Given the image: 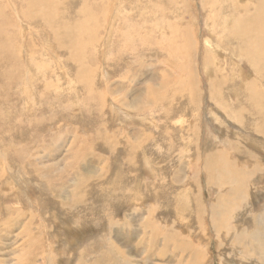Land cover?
<instances>
[{"label": "rangeland", "instance_id": "rangeland-1", "mask_svg": "<svg viewBox=\"0 0 264 264\" xmlns=\"http://www.w3.org/2000/svg\"><path fill=\"white\" fill-rule=\"evenodd\" d=\"M66 1L61 0L59 7L63 9L64 6L65 9ZM108 1L110 5L114 2H120V5L116 4L117 7L114 3L108 15V20H111L109 23L113 24L114 34L109 35L108 24L101 23L99 34L103 37V39L100 37L102 41L92 44L88 41L86 34L76 31L74 22L79 19L77 18L79 14L69 18L71 22L74 21L71 36L73 55L83 50L80 58L75 57L76 59L72 60L68 50L57 49L54 45L50 34L53 30L48 28L49 24H42V30L39 32L43 40L41 43L38 39L39 34L36 33L41 25L32 20L18 22L21 12L19 11L18 16L10 0H0L2 16L5 18L9 16L12 21L11 28L18 32L17 35H12L13 38L10 41L14 47V54H9V61L0 63V264H101L103 259L105 261L107 258V253L118 259L110 260L108 264L122 263L120 252L123 250L127 254L129 264H149L151 262L149 259L143 261L144 251L141 248L145 245L144 241L143 244L141 242L137 244L144 240L145 236L138 234L133 242L131 241L132 245L127 244L125 240L130 239L129 236H131V230L126 226L128 220L134 219L130 224L131 229H134L148 218L152 223L160 221L164 225L162 227L164 236L161 238L162 241L158 242V248L160 245L161 251L167 249L166 257L162 251L163 257L160 259L164 264H167L170 259V251L171 253L176 251V254L169 264H176L182 260L192 264L198 259H200V264H221L222 259H229V264H264V260L261 263L256 261L251 253V245L249 247L244 244L245 240L236 239L237 232L243 230L251 232L253 228L252 224H247L245 220L236 219V209L241 206L239 211L243 213L246 210L247 214L253 217L256 209L263 213L264 208V135L253 133L259 127L260 131L263 130L264 97L255 98V102L253 99H245V96L249 95L246 85L250 77L254 76V71L246 61L239 60L236 43L227 39L232 28L227 19L231 17L233 20V17L227 14L226 9L227 6H231L232 10L229 12L231 14L235 12L233 11L235 10L233 0H182L183 3L165 0L168 8L174 9V3L178 6L176 11L180 13V16L183 11L182 16H184L186 25L184 27L185 30L188 29L186 31L189 35L184 45L194 43L196 46L189 65L194 69L193 74H198L194 79L185 77L184 84L178 86L185 95L179 94L180 97L176 96L175 99H177L173 100L175 111L164 100V104L158 107L159 111H156V115L153 114L149 121L142 117H132L131 121L136 124H130L129 129L132 126L142 129L140 142H137L138 146H141L145 137H149L147 153L130 156L125 145L127 137H124L121 131H118L121 135L115 140L119 141L118 146L122 148H118L112 140L105 142L106 148L121 150L127 155L120 157H113L109 154L110 152H103L98 140L87 138V136L92 137L94 131L98 134L103 128L111 131L127 127L128 124L121 120L125 119V114H131L132 109L124 110V114L120 111V115L123 116L121 120L114 121L109 118L115 110L112 109L114 103L112 96L124 98L125 101L121 100L122 102L130 106L134 105L140 97H145L142 96L141 89H145V82H148L146 80L151 75L153 66L151 61L157 66L162 63L158 61V58L152 57L153 55H146V52L153 48L148 42L138 45L130 37L124 38V41L120 40V29L126 17H133L127 21L128 26L135 25V22H142L145 17L148 18L145 16L148 14V8L143 10L140 3L142 0H135L137 4H132L131 1L134 0ZM249 1L241 0L244 4H248ZM181 6H184V10ZM92 8V12L96 13L97 7H95L96 11H93L94 7ZM211 8L219 11L216 12L217 18L209 13L208 10ZM237 14L235 16H238ZM222 20L225 21L222 23ZM61 21L59 17H56L52 23L54 28H57L58 24L63 23L64 25V22L60 23ZM85 21L84 25L87 26L89 22ZM32 22L33 25L35 24L34 29ZM67 22L69 24L68 20ZM102 22H105V19H102ZM215 22L219 25L217 30ZM60 28L62 33H65L63 32L65 29ZM160 29L166 33L168 31L164 25L160 26ZM12 32V30L9 31L10 34ZM215 33L224 34L221 37L222 40L216 38ZM142 35L146 36V40L151 37V33L147 31H143ZM80 36L84 38L83 43ZM206 40L209 41L206 42ZM215 42L221 45L222 49ZM207 44L210 49L207 48ZM52 46L54 48L50 50ZM157 46L161 47L160 44ZM229 47L232 50L237 49L231 50L234 58L230 51L227 52ZM75 48L78 49L75 50ZM177 49L175 44L174 51L176 52ZM52 51L58 53L61 62L57 61ZM132 51L133 53L142 52L144 57L134 59L131 56ZM112 52H117V56H114ZM118 52L122 55V62L119 65L117 63V60L120 61ZM207 55L212 56V62L217 64L218 68L213 70L207 68L209 66L207 62L210 61ZM166 56L165 52L159 60ZM112 59H114L113 62H111ZM231 61L233 65L241 67L239 70H242V76H239L238 72L231 71ZM166 63V66L162 65L157 71H168L167 66L169 65L174 71L164 76V82H172V80L174 83L177 82L179 69L170 60ZM86 66H91L90 70H82ZM6 74L10 76L7 83L4 82ZM210 76H215L216 80L223 76L222 79L226 80L227 88L224 92L228 97L227 106L234 107L237 116L230 115L229 108L224 103L225 106L220 104L221 99H216L211 95L209 87L212 86L213 79L209 78ZM9 80L13 83L10 88L7 87ZM118 80L126 85L131 83L132 86L127 85V90L123 92L113 93L112 90L113 94L105 93L106 86L112 89L110 83ZM159 81H161L160 78ZM259 84L262 89V83ZM187 86L190 88L187 89ZM119 89L118 87V91ZM172 90L173 88L166 93ZM54 99L58 101L54 102ZM185 99L187 101L181 106L179 103ZM8 101L12 103L8 105ZM236 102H239V107L234 106ZM255 104L261 105L255 106ZM166 109H169L170 113L167 111V115H164L162 111ZM62 115L68 117L59 119ZM37 117L43 118L42 120L40 118V121ZM178 119L182 120L184 127L176 122ZM99 120L101 122H98ZM193 128L196 129V134L193 133ZM167 130L171 133V137L166 135ZM228 130L231 132L228 137L231 141H227L230 146L229 144L226 146V143H222L218 137L221 135L222 138H226ZM213 132L217 135H212ZM125 134L132 135L130 130H126ZM213 146L214 148L217 146L215 150L211 149ZM216 151L219 152V156ZM230 151L233 153L230 154ZM208 159L211 161H208L210 166L217 161L219 167L214 171L216 174L221 172V169L224 172L225 167L229 166V170L228 167L226 168V179H223V175L220 174L222 179H217L215 176L207 181L203 164ZM82 161L86 163L87 169L78 164ZM247 164L248 169L245 167ZM252 166L261 171H257V168H251L253 171L249 170ZM250 171L256 176H252ZM238 173L246 175L243 176L244 180ZM249 176L255 177L256 180ZM238 178L240 181L237 180ZM230 180L232 183H229ZM146 181L150 183L146 185ZM242 181H245L244 184ZM237 187L239 191L236 190ZM62 188L65 191H59ZM242 188L245 192L242 202H233L232 195L222 196L223 191L240 194L238 192ZM195 194L205 205L202 212H196L199 202ZM250 197H252L251 200ZM212 205L214 212L218 211L216 212L218 213L217 222L221 228L218 230L210 229ZM105 215H109V218L106 219ZM172 226L175 229H172ZM234 226L239 231L232 233L229 228ZM171 229L174 231L186 229L189 233L201 235L204 241L199 245L200 253L186 252L183 244L177 243L178 239L175 235L165 231H172ZM148 233L147 235H151L152 238L155 237L153 228ZM192 238L193 235L188 236V240ZM233 238L236 240L233 245H236L231 244L233 246V251H231L230 242ZM238 243L248 246L246 259L243 261H238L235 256L228 257L230 254L238 253L240 256ZM136 245H140L139 250L134 247ZM260 248L264 253V243ZM201 254H205L206 257L201 259Z\"/></svg>", "mask_w": 264, "mask_h": 264}, {"label": "bare ground", "instance_id": "bare-ground-1", "mask_svg": "<svg viewBox=\"0 0 264 264\" xmlns=\"http://www.w3.org/2000/svg\"><path fill=\"white\" fill-rule=\"evenodd\" d=\"M13 5L15 6L16 8V13L17 15L19 16V11L21 12V16L20 18L18 19V22H20L21 20H32V21H35L38 24V26H40V30H38V32H36L37 34H39V32L42 30V24H49L48 28L50 30H53V31H50V34L52 35V38L54 40V45L57 46V49H63L64 51L68 50L70 52V59H76L75 57L77 58H80V55L83 53V50H80L78 51V54H76L75 56L73 55V49H72V42H71V36L73 35V31H72V25H73V22H71L69 20V18H71L72 15H76V14H79L77 16V19L75 22H74V28L76 29V31L78 33H82V34H86L87 38H88V41H90V43L94 44V43H97L98 41L101 40V38L103 39V37L100 36V27H101V23H103L104 25L108 24V31H109V35H111V33H113V24L112 23H109L110 21L108 20V15L110 13V8L112 7V5L115 3H111V5L109 4V1L108 0H68V2L66 1L65 2V9H64V6H63V9L59 7V4L61 2V0H10ZM118 1V0H117ZM116 1V2H117ZM168 2V0H166ZM165 0H142L140 3L143 7V10L147 9L148 8V14L145 15V16H148V18L145 17V19H143L142 22L138 23V22H135V25H129L128 26V20L130 21L129 18L131 17H126L125 19V22L123 24V27L120 29V40L124 41V38L127 39L128 37H130L132 40H135L137 42V44H141V43H145L148 42L149 46L152 48L151 51L148 50L146 52V55L148 54H151L153 55L152 57H155L158 58V61H160V63H162L160 66L156 65L154 62L151 61V63L153 64L152 66V70H151V75L150 77L148 78V82H145V89H141V94L142 96H145L143 98H139L136 103L132 106H130L129 104H126L124 102H122L121 100L125 101L124 98L121 99V98H117L115 96H112L113 98V105H112V109L114 110V113H111L112 116H110L109 118H112L114 121H117V120H121V118L123 116L120 115V111L124 114V110H128V109H132L130 110L131 114H125V119L124 120H121V121H125L127 127H123V128H117V129H113L111 131H108L107 129H104L103 130H99L98 134H95V131L92 133L93 136L92 137H89L87 136V138H95L97 139L98 143H99V146L101 147V150L104 152H110L109 154H111V156L113 157H120V156H127L125 152L121 151V150H117V149H114V148H106V145H105V142L107 140H112L114 141L117 146L119 145V141H116L115 138L120 136L121 133L118 132V131H121L123 134H124V137H127V140L125 139V145L126 147L128 148V153L130 156H138L140 154H144L146 152V149H147V146L149 145V143L147 142L149 137H145L141 146L139 147L137 142H140V132H141V128L140 127H134L132 126L131 129H129V126L130 124L132 125V123L136 124L134 121H131L132 120V117H142L144 120H147L149 121L151 119V117H153V114L156 113V111L158 112L159 111V106L164 104V100L167 102V104L172 108H173V100L175 99V97L179 96V94L181 95H185L184 92L179 89L178 86L180 85H183L184 84V79L185 77L189 78V79H194L197 77V74H193L194 73V69L191 68V66L189 65L190 62H192V53L195 49V44L194 43H191L190 45H184L185 44V40L187 42L188 38H189V35H187V31L188 29L185 30V22H184V16H182V13H181V16H180V13H177L176 9H177V5L175 3H178V2H181L183 3L182 0H171L174 3V9L172 8H168L165 3H166ZM203 1V0H202ZM224 1V0H223ZM132 4H137L136 1H131ZM205 2V1H204ZM244 2V1H243ZM11 3V5H12ZM120 2L118 3H115V5L119 4ZM128 2H126L127 4ZM199 3V2H198ZM238 5H237V4ZM241 3V4H240ZM12 5V6H13ZM95 5V6H94ZM116 5V6H117ZM120 5V4H119ZM118 5V6H119ZM139 5V4H138ZM179 5V4H178ZM183 5V4H182ZM228 5V4H227ZM226 5V6H227ZM230 5V4H229ZM62 6V4H61ZM117 6V7H118ZM123 6V5H122ZM126 6V5H124ZM135 6V5H134ZM148 6V7H147ZM165 6V8L163 7ZM92 7H94V10L93 11H96L95 7H97V11L96 13H93L92 12ZM101 7V8H100ZM130 7V6H128ZM131 7H133L131 5ZM233 7L235 8V11L233 14H231V11L232 7L231 6H227V9H226V12L228 15L232 16L233 17V20H231V17H229V19H227V22L229 23L230 21V26H232L231 30L229 31L230 33L228 34V38L227 39H230L231 41L235 42L236 45H237V49L238 51L236 52L238 55H239V60L240 61H246L247 64L249 66H251L253 68V75L254 76H251L249 79L250 81L247 83L246 85V89H249L248 90V93L249 95H246L245 96V99H254L255 98H260V97H264V92H263V89H264V0H250L249 3L247 4H244L241 2V0H233ZM126 8V7H125ZM124 8V9H125ZM181 8L184 10V6H181ZM226 8V7H225ZM128 9V8H127ZM126 9V10H127ZM132 9V8H131ZM136 9V8H135ZM142 9V8H141ZM186 9V8H185ZM221 9V8H220ZM241 9V10H239ZM114 10V9H113ZM122 10V9H121ZM206 10V9H205ZM223 10V9H222ZM140 11V10H139ZM209 13H212L214 14L213 16L215 18H217V13L219 11L211 8L208 10ZM114 12V11H113ZM136 12V10H135ZM186 12V11H185ZM217 12V13H216ZM129 13V12H128ZM144 13V12H143ZM221 13V12H220ZM237 13H243L242 15L240 14H237ZM124 14V13H123ZM141 14V13H140ZM221 14H224V13H221ZM238 15V16H235V15ZM111 15V14H110ZM125 15V14H124ZM138 15V14H137ZM116 16V15H115ZM128 16V14H127ZM142 16V15H141ZM220 16V15H219ZM3 17V18H2ZM56 17H59L62 21L64 22V25L63 23L62 24H58L57 25V28H54V26L52 25V23H54L55 21V18ZM136 17V16H135ZM25 18V19H24ZM74 18V17H73ZM88 19L85 21V19ZM144 18V16H143ZM211 18V17H210ZM67 19L69 21V24L67 22ZM102 19H105V22H102ZM111 19V18H110ZM133 19V17H132ZM214 19V18H213ZM220 19V18H219ZM74 20V19H73ZM118 20V19H117ZM138 20V19H137ZM175 21L174 23H172L171 21ZM84 21L85 22H89V24L87 26L84 25ZM210 21V20H209ZM215 21V20H214ZM225 20H222V23L224 22ZM108 22V23H107ZM121 22V21H120ZM226 22V23H227ZM30 23V21L28 22ZM116 23V22H115ZM152 23V24H150ZM216 23V22H215ZM119 24V23H118ZM130 24V23H129ZM225 24V23H224ZM35 25V24H34ZM33 25V22H32V28L34 29V26ZM55 25V24H54ZM120 25V24H119ZM164 25V27L167 29L168 28V31L167 33L163 30L160 29V26ZM212 25V24H211ZM12 26V21H10V17L8 16V18L2 16V12L0 11V63L3 64L2 62L4 61H9L10 59V56L9 54H14V47L11 45L10 41L11 39L13 38L12 35H15L16 33L18 34V32H16L13 28H11ZM30 26V24H29ZM37 26V25H36ZM46 26V25H45ZM56 26V25H55ZM216 30H217V27L219 25H217L216 23ZM229 26V27H230ZM24 27V26H23ZM62 27L63 29H65V33H62V30L61 28ZM111 27V28H110ZM207 27V26H206ZM223 27V26H222ZM208 28V27H207ZM225 28V27H224ZM12 30L13 32L10 34L9 31ZM16 29V28H15ZM37 29V28H36ZM107 31V30H106ZM107 31V32H108ZM143 31H147L148 33H151V37H149L147 40H146V36L143 37L142 35V32ZM34 32V33H35ZM33 33V34H34ZM102 33V32H101ZM224 33V32H223ZM16 34V35H17ZM24 34V33H23ZM107 34V33H106ZM114 34V33H113ZM212 34V33H211ZM216 35V38L218 39H221V37H223L224 34H217L215 33ZM3 36L5 37V39L3 40ZM36 36V35H35ZM38 36V35H37ZM103 36V35H102ZM106 36V35H105ZM39 37L38 38L41 43L43 42L42 37L41 35L39 34ZM81 37V36H80ZM101 37V38H100ZM193 37V36H192ZM16 38V36L14 37ZM210 38V37H209ZM82 43L84 42V38H82ZM110 39V38H109ZM213 39V38H212ZM194 40V39H193ZM102 41V40H101ZM106 41V40H105ZM209 41V40H208ZM206 40V42H208ZM212 41V40H211ZM215 41V40H214ZM218 41V40H217ZM230 41V42H231ZM74 42V41H73ZM171 42V44H170ZM229 42V40H228ZM23 43V42H22ZM101 43V42H100ZM108 43V42H107ZM121 43V42H120ZM124 43V42H123ZM122 43V44H123ZM217 43V42H215ZM17 44V43H16ZM121 44V45H122ZM158 44H160L161 47L157 46ZM168 44V45H167ZM175 44L177 45L178 49L177 51L175 52L174 51V46ZM188 44V43H187ZM218 44V43H217ZM228 44V43H227ZM232 44V43H231ZM219 45V44H218ZM17 46V45H16ZM109 46V45H108ZM133 45H131L132 47ZM143 46V45H142ZM221 45H219L220 47ZM106 47V46H105ZM156 47V48H155ZM50 48V47H49ZM54 47L52 46V48H50V50H52ZM182 48V49H181ZM207 48L210 49L209 47V44H207ZM221 48V47H220ZM78 49V48H75V50ZM104 49V48H103ZM107 49V48H106ZM145 49V48H144ZM222 49V48H221ZM235 48H232L229 47V49L227 50V52L230 51V54H231V50L234 51V50H237ZM216 50V49H214ZM220 50V49H219ZM116 51V50H115ZM207 51V50H206ZM166 52V57H163L161 60H159L160 56L163 55L164 53ZM189 52H191V54H189ZM217 52V51H216ZM219 52V51H218ZM225 52V51H224ZM52 53L55 54V58L57 59L58 62H61V57L58 55V53L56 51H52ZM188 53V54H187ZM235 53V54H236ZM16 54V53H15ZM31 54V53H30ZM34 54V53H33ZM112 54L114 56H117V52H112ZM118 54H120V61L117 60V63L118 65L122 62V55H121V52H118ZM211 54V53H210ZM209 54V55H210ZM216 55V53H214ZM73 55V56H72ZM207 55V57H210V61L207 62V64L209 66H207V68H211V70L215 69L218 65L215 64L214 62H212V59L211 57L212 56H209ZM232 55V58H234V55L233 53L231 54ZM105 56V55H104ZM107 56V55H106ZM105 56V57H106ZM111 56V55H110ZM134 59H141L143 58L144 56L142 55V52H135L133 53L132 51V55ZM112 57V56H111ZM220 57V56H218ZM222 57V56H221ZM226 57V56H225ZM114 59L111 60V62H113ZM172 61L175 66L179 69V75L176 77L177 78V82H172L171 81H167L165 79V81L167 82H164V76H166V74H170L171 72L174 71V69L172 67H169V65L167 66L168 67V71H165L163 72L160 71L158 72V70H160L159 68L163 65L166 66L165 64H167L166 62L167 61ZM218 60V58H217ZM70 61V60H69ZM78 61V60H77ZM110 61V60H109ZM154 61V60H153ZM226 62V61H225ZM228 62V61H227ZM232 62V63H231ZM230 65H231V71L232 72H238V75L239 76H242V73L241 72L242 70H239V66H236V65H233V61H231ZM19 63V62H18ZM150 63V64H151ZM229 63V62H228ZM151 64V65H152ZM235 64H238L237 62H235ZM39 65V64H38ZM62 66L64 67V64H62ZM111 66V65H110ZM227 66V65H225ZM43 67V66H42ZM202 67V66H201ZM205 67V66H204ZM91 66H86L85 68H82V70L87 69L90 70ZM119 68V67H118ZM128 68V67H127ZM188 68V69H186ZM218 68V67H217ZM222 68V67H220ZM120 69H122V67H120ZM208 69V71H209ZM201 70V69H200ZM206 70V69H205ZM229 70V68H228ZM9 71V70H8ZM108 71V70H107ZM124 71L125 68H124ZM123 71V72H124ZM111 72V70H110ZM114 72V71H112ZM117 72V70H116ZM203 71L201 70V73ZM228 72V71H227ZM115 73V72H114ZM207 73V72H206ZM3 74V73H2ZM83 74V73H82ZM210 75V74H209ZM30 76V75H29ZM205 76V75H204ZM216 76V75H215ZM215 76H210L209 78H212V86L209 87L210 89V93L212 96L216 97V99H221L222 102H220V104H225L226 106L228 105L227 102H226V99L228 98L226 96V92L225 89L227 88V85H225V81L222 79H218L216 80L215 79ZM219 76V75H218ZM9 74H6L4 76V82L7 83L8 82V79H9ZM108 77V76H107ZM12 78V77H11ZM109 78V77H108ZM112 78V77H111ZM159 78L161 79V81H159ZM127 80V79H126ZM125 80V81H126ZM175 80V79H174ZM230 80V79H228ZM10 83L7 84V87H11L13 85L12 81L9 80ZM34 80H32L33 82ZM129 81V80H128ZM38 82V81H37ZM132 82V81H131ZM48 83V82H47ZM83 83V82H82ZM130 83V82H129ZM214 83V84H213ZM228 83V82H227ZM259 83H262V89L260 88V84ZM84 84V83H83ZM128 85V83H127ZM127 85L126 83H121V81H115L113 82L112 81V84L110 83V86L112 87V89H109V86H106V90L105 93H111L113 94L114 92H123L125 90H127ZM130 85L132 86V84L130 83ZM130 85H128L130 87ZM134 86V85H133ZM244 86V85H242ZM241 86V87H242ZM31 87V86H30ZM38 87V86H37ZM118 87L120 88L118 91ZM173 90L169 93H166L168 90L170 91V89ZM190 86H187V89H189ZM232 88V87H231ZM113 90V93L111 92ZM244 91V90H242ZM246 92V91H245ZM104 93V94H105ZM263 94V95H262ZM35 96V95H34ZM33 96V98H35ZM91 96L92 98L93 97V93L91 92ZM180 97V96H179ZM102 98V97H100ZM106 99V98H105ZM177 99V98H176ZM175 99V100H176ZM179 100V99H178ZM58 100L54 99V102H56ZM100 101V99L98 98V102ZM105 101V100H104ZM187 100H181V102L179 103L181 106L186 102ZM189 102V101H188ZM218 102V101H217ZM255 102V101H254ZM12 103V101H8V105H10ZM239 102H236L234 103V106L235 107H239ZM251 103H252V100H251ZM102 104V103H101ZM105 104V103H104ZM177 104V103H176ZM222 105V106H225V105ZM66 105V104H65ZM100 105V104H99ZM179 105V106H180ZM261 104H255V106H260ZM101 106V105H100ZM106 106V105H105ZM215 106V105H214ZM212 107V106H211ZM210 107V109H211ZM228 107V106H227ZM106 108V107H105ZM135 108V109H134ZM213 108V107H212ZM229 108V107H228ZM227 108V109H228ZM101 109V108H100ZM99 109V110H100ZM174 109V108H173ZM172 109V110H173ZM217 109V108H216ZM13 110V109H12ZM69 110V109H68ZM169 110V109H168ZM167 109L162 111L163 114L165 115L166 112L168 111ZM161 111V110H160ZM175 111V109H174ZM211 111V110H210ZM230 111V112H229ZM229 111L228 113L230 115H232L234 117V115L237 116V112L235 110V108H229ZM100 112V111H99ZM212 112V111H211ZM235 112V114H234ZM240 112V111H239ZM258 112H261V111H258ZM10 113H12L10 111ZM168 113H170V111H168ZM213 113V112H212ZM173 114V113H172ZM260 114V113H259ZM258 116H262V115H259ZM156 115V114H155ZM167 115V114H166ZM55 116V115H54ZM171 116V115H170ZM61 118H67L68 116H59ZM73 117V116H71ZM70 117V118H71ZM114 117V118H113ZM31 118V117H30ZM42 120L43 117H37L38 120ZM46 118V117H44ZM102 118H105V117H102ZM160 118V116H159ZM162 118H164L162 116ZM169 118V117H168ZM214 118V117H213ZM242 118V117H241ZM32 119V118H31ZM54 120L56 118H53ZM217 119V118H216ZM40 120V121H41ZM86 120V119H85ZM164 120V119H163ZM241 120V119H240ZM244 119H242L243 121ZM39 121V122H40ZM105 121V120H104ZM219 123H222L220 122V120H218ZM98 122H101V120H99ZM103 122V121H102ZM178 124H182L183 125V122L181 119H178L176 121ZM245 122V120H244ZM42 123V122H41ZM50 123V122H48ZM47 123V124H48ZM106 122H104L105 124ZM124 123V122H122ZM260 123V122H259ZM133 124V125H134ZM163 124V123H162ZM223 124V123H222ZM107 125V124H106ZM125 125V124H124ZM123 125V126H124ZM166 125V124H165ZM224 125V124H223ZM244 125V124H243ZM83 126V125H82ZM163 126V125H162ZM162 126H161V129H162ZM226 127H228L227 125H225ZM255 126H257V123H255ZM84 127V126H83ZM103 127V126H102ZM184 127V125H183ZM190 127V126H189ZM196 127V126H194ZM200 127V126H199ZM198 127V128H199ZM224 127V126H223ZM258 127V126H257ZM101 128V127H100ZM263 130L260 131V127L257 129V130H254L253 133L255 135H259L261 133H263L262 135H264V126L262 127ZM165 129V128H164ZM167 129V128H166ZM184 129V128H183ZM229 129V128H228ZM256 129V128H255ZM126 130H130V132L132 133V135L128 136L127 134H125ZM163 130V129H162ZM198 130V129H197ZM200 130V129H199ZM227 130V129H226ZM171 131V130H170ZM192 131V130H191ZM33 134H34V131H32ZM245 132V131H244ZM166 133V132H165ZM193 133L196 134V129L193 128ZM192 133V134H193ZM230 131L228 130V133H227V137L226 138H222V136H218L219 139H221V142L223 143H226V146L227 144V141H231L230 139H228V137L230 136ZM170 132H168L167 130V133L166 135L167 136H170ZM214 134V132L212 133V135ZM215 136L217 134H214ZM192 136V135H191ZM171 137V136H170ZM260 137V136H259ZM262 137V136H261ZM122 138V137H120ZM134 138V139H132ZM216 138V137H215ZM264 139V138H263ZM165 140V139H164ZM218 140V139H217ZM240 140V139H239ZM167 141V140H166ZM212 142V141H211ZM163 143V142H162ZM163 144H166L165 142ZM192 144V143H191ZM190 145V144H189ZM188 145V146H189ZM200 145V144H199ZM95 146V145H94ZM230 146V144H229ZM217 146H215L216 148ZM232 147V146H231ZM118 148H122V147H119ZM214 146L211 148V149H214ZM247 148H245L246 150ZM213 150V151H214ZM218 150V149H217ZM221 151V149H219ZM230 150H234L233 148ZM203 151V150H202ZM236 151V150H235ZM248 151V150H247ZM204 152V151H203ZM223 152V151H222ZM147 153V152H146ZM217 155L219 156V152L216 151ZM221 153V152H220ZM227 153V152H225ZM230 154H232L233 152L230 151L229 152ZM197 154V153H196ZM201 154V153H200ZM204 154V153H203ZM213 154V153H212ZM222 154V153H221ZM220 154V155H221ZM96 155L98 156V153H96ZM223 155H224V152H223ZM242 155V154H241ZM88 156V155H87ZM146 156V155H145ZM209 156V154L207 155ZM213 156V155H212ZM96 157V156H95ZM148 157V155H147ZM204 157V156H203ZM217 157V156H215ZM222 157V156H221ZM226 157V155L224 156ZM253 157H255L253 155ZM205 158V157H204ZM207 158V157H206ZM219 158V157H218ZM210 159V158H209ZM205 160V163L203 164V169L205 170V173H206V179L207 181H210L211 180V177H217V179H226V173H227V170L226 168L229 170V166L225 167V170L223 172V169H221L220 171L221 172H218L217 174L214 173V171L218 170V163L217 161L214 162L211 166L209 165L208 161L210 160ZM20 160V159H19ZM83 160V159H82ZM214 159H212L213 161ZM235 160V159H234ZM84 161V160H83ZM80 162L78 164L80 165H83L85 167V169H87V165L85 162ZM149 161V159H148ZM211 162V161H210ZM149 163V162H148ZM147 163V164H148ZM238 163V161H237ZM236 163V165H237ZM150 165V163H149ZM224 166H225V163H224ZM238 166V165H237ZM239 167V166H238ZM246 168L248 167V164L247 166H245ZM259 167V166H258ZM149 168V167H148ZM251 168H257L255 166H252L249 168V170ZM150 169V168H149ZM235 169V168H234ZM248 169V168H247ZM246 169V170H247ZM258 170L257 171H261L259 168H257ZM72 170V169H70ZM253 171V169H251ZM238 171V170H237ZM242 171H244V169H242ZM248 171V170H247ZM251 172V171H250ZM175 173V172H174ZM249 173V172H248ZM257 173V172H256ZM220 174L223 175L222 178H220ZM230 175H232L233 173H229ZM239 175L241 173H238ZM245 174V173H244ZM247 174V173H246ZM252 176L254 175V173H252ZM238 175V176H239ZM234 176V175H233ZM241 177H243L244 175H240ZM239 176V178H240ZM246 176V175H245ZM244 176V177H245ZM256 176V175H254ZM244 177L242 178L244 180ZM250 178H253L251 176H249ZM231 178V177H229ZM228 178V179H229ZM236 178V177H235ZM237 179L240 181V179ZM248 178V176H247ZM247 178H246V182H247ZM227 179V180H228ZM232 179V178H231ZM255 179V177L253 178ZM233 180V179H232ZM256 180V179H255ZM251 181V180H250ZM56 182V181H55ZM231 182V180L229 181V183ZM245 182V181H244ZM244 182L242 181V183L244 184ZM150 182L146 181L145 184H149ZM232 183V182H231ZM255 183V182H254ZM257 183V182H256ZM255 183V184H256ZM261 185V184H260ZM244 186V185H243ZM257 186V185H256ZM200 189V187H199ZM198 189V190H199ZM59 189H57L58 191ZM236 190L239 191V188L237 187ZM56 191V192H57ZM59 191H65V189H60ZM243 188L240 189V194H236L234 192H229V191H223L222 192V196H226V195H232L233 198V202L235 203H238L239 201L242 202V199L244 198L245 196V192H243ZM250 193V192H249ZM256 194V193H255ZM185 195V194H184ZM183 195V196H184ZM243 195V196H242ZM187 196V194L185 195ZM221 196V197H222ZM195 197H196V200L199 202L197 204V209H196V212H202L204 211V207L205 205L203 204V201L200 199V197L198 195L195 194ZM257 198V195L255 196ZM182 198V197H181ZM223 198V197H222ZM252 197H250V200H251ZM224 199V198H223ZM219 200V199H218ZM245 200V199H244ZM257 200V199H256ZM216 204V203H214ZM254 205V203H252ZM186 205V204H185ZM193 205V204H192ZM187 206V205H186ZM215 206V205H214ZM213 205L211 206V218L209 220V224H210V229L213 230V229H221L219 227V224L217 222L218 220V211L214 212V209L212 208ZM241 208V206H239L238 209H236V214H237V217L236 219H241V220H245L247 224H252V230L251 232L249 231H242V232H237L238 233V236L236 239H241L242 240H245L246 242H244V244L246 245H250L252 246L251 248V253L253 256H255L256 258V261L258 263H261L263 260H264V253L263 251L261 250L260 246L261 244L264 243V208H263V213L261 210H255L256 213H255V216L253 217H250L246 210L242 213L241 211H239V209ZM241 210V209H240ZM201 215V214H200ZM224 215V214H223ZM195 216V215H194ZM220 216V215H219ZM201 217V216H200ZM105 218L108 219L109 218V215H105ZM195 218V217H193ZM199 219H203V218H199ZM134 219H131V220H128L127 223H126V226L131 230V236L130 239H125L126 240V243L127 244H131V241L133 242V240L135 239V237L140 234V235H144L145 236V239L142 240V241H139V243L137 244H140V242L143 244V241H144V244L142 246V250L144 251V255H143V261L146 260L148 261V259L151 261L149 264H162L163 261L161 262L160 259H162L163 255H165V252H167V249L166 250H162L163 251V255H162V251L160 250V245H159V248H158V242L162 241L161 238L162 236H164L163 232L162 231V227L164 225H162V223L160 221H156L154 223H152L151 219L148 218L145 222H140L139 225H138V228H134V229H131V226L130 224L132 223ZM195 222V221H193ZM200 222V221H199ZM246 223H243V224H246ZM202 224V223H200ZM166 225V224H165ZM204 225V224H203ZM227 225V224H226ZM168 227V225H166ZM165 226V227H166ZM176 226V225H175ZM182 226V225H181ZM185 226V225H183ZM182 226V227H183ZM212 226V227H211ZM228 227V226H226ZM245 227V226H244ZM154 229L155 231V237L152 238L151 235H147L149 234L148 231H150V229ZM172 229L174 228V226L171 227ZM171 229V230H172ZM175 229V228H174ZM230 230H232V233L233 231L235 232L236 230H238V228L236 229L235 226L232 227V228H229ZM248 230V229H247ZM167 231L168 234H173L175 235V237L178 239L177 243L180 242L183 244L184 246V250L186 252H190V253H193V252H197V253H200V248H199V245L201 242H203V238L201 235L199 234H195L194 233H189L188 230L184 229L182 231H169V230H165ZM239 231V230H238ZM194 232V231H193ZM198 232V231H197ZM120 233V232H118ZM200 233V232H199ZM167 234V235H168ZM189 235H193V238L191 240H188V236ZM204 235V234H203ZM206 235V234H205ZM120 236H122L120 234ZM166 236V235H165ZM169 237V236H168ZM172 237V236H171ZM170 237V238H171ZM194 237H196V239H194ZM173 238V237H172ZM250 239H251V243H250ZM165 240V239H164ZM236 241L235 238L232 239V241L230 242V245L232 244L233 245V242ZM164 242V241H163ZM238 242V241H237ZM172 243V242H170ZM169 243V244H170ZM176 243V244H177ZM243 243V242H242ZM129 244V245H130ZM220 245H222L220 242H219ZM243 245H240V243H238V248L240 250V256H239V253L238 254H230L228 257L229 258H233L234 256L236 257V259L238 261H243L246 259V250L248 248V246H244ZM132 245V244H131ZM163 245V244H162ZM230 246L231 247V251H233V246L236 245L234 244L233 246ZM109 246V245H108ZM167 246V244H166ZM136 247L138 250H139V247L140 245H136L134 246ZM164 247V246H163ZM168 247V246H167ZM169 248H172V247H169ZM199 248V249H198ZM175 250V249H174ZM176 254V251H174L173 253H169L170 255V259L168 260L167 264H169L170 262H172L173 260V257L174 255ZM120 255L122 257H120L121 261H123L122 263L120 262H116V263H113V264H129L128 263V259H127V254L125 252V250L121 251L120 252ZM114 255H110L107 253V258L103 259V262L101 264H108L110 260H118L116 259V256ZM168 256V255H167ZM166 257V255H165ZM206 255L205 254H201V259L205 258ZM229 259H222L221 260V264H229ZM106 262V263H105ZM164 264V263H163ZM176 264H190L188 261L186 260H182V261H179L177 262ZM192 264H200V259L194 261Z\"/></svg>", "mask_w": 264, "mask_h": 264}]
</instances>
